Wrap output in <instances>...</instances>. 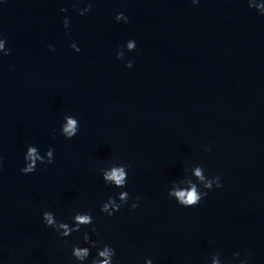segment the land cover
Instances as JSON below:
<instances>
[{"label":"water","instance_id":"obj_1","mask_svg":"<svg viewBox=\"0 0 264 264\" xmlns=\"http://www.w3.org/2000/svg\"><path fill=\"white\" fill-rule=\"evenodd\" d=\"M0 37L11 49L0 58V264H74L82 232L60 240L45 210L61 221L91 211L92 238L120 264H239L236 252L264 264V17L247 0H6ZM128 39L136 50L117 60ZM65 114L79 120L72 140ZM29 144L53 148L54 163L25 176ZM113 161L141 202L108 218L99 206L114 190L99 169ZM196 164L223 186L181 208L167 189Z\"/></svg>","mask_w":264,"mask_h":264},{"label":"clouds","instance_id":"obj_2","mask_svg":"<svg viewBox=\"0 0 264 264\" xmlns=\"http://www.w3.org/2000/svg\"><path fill=\"white\" fill-rule=\"evenodd\" d=\"M5 2L6 0H0V5L5 4ZM77 3H83V0H77ZM191 3L197 5L199 0H191ZM247 5L250 10L254 9L259 16L264 17V0H247ZM72 10L79 16H85L92 10V4L84 3L83 7H77L76 4H73ZM66 11L67 9L60 8L61 13ZM114 19L116 23H129V19L124 12L117 13ZM62 24L67 34L69 28L67 16L64 17ZM69 47L77 54L81 51L75 41L71 42ZM48 50L55 51V48L52 45H48ZM135 50V40L128 39L123 48L117 51L116 59L125 60V53H131ZM10 53L11 49L6 47V40L0 37V58L7 57ZM125 67L131 69L133 61L126 60ZM59 132L65 140L75 138L80 132L78 118L72 114H65L60 123ZM52 135L55 136V130H53ZM204 150L211 151L210 148H205ZM22 159L23 166L19 169L20 174L31 175L37 170L38 165L48 166L54 163V149L49 147L41 153L36 145L29 144L23 151ZM0 164H2V160H0ZM129 171L130 169L126 163L118 161L110 162L99 169L103 184L114 190L112 195L101 201L99 206L101 215L111 218L124 208L129 211H135L140 207L141 197L138 195L130 196L127 190ZM222 186V177L220 175H208L200 164H196L190 172L186 171L185 168L183 169L182 175L170 183L166 196L169 201H174L181 208H196L207 198L209 192L219 190ZM41 222L45 228L51 229L60 240L65 242L68 241L73 233L82 232L81 240L71 247L70 255L74 264H120V261L116 258V249L111 244L92 238V236H98V233L95 226V218L91 211L76 210L68 221H61L56 218L54 212L45 210L41 213ZM250 256L251 253H245L244 258L240 259V253L236 252L233 254V260H238L239 264H249ZM143 264H153V260L145 257ZM213 264H217L215 258H213Z\"/></svg>","mask_w":264,"mask_h":264}]
</instances>
